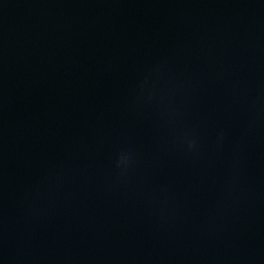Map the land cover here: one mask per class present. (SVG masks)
Wrapping results in <instances>:
<instances>
[{"label":"water","instance_id":"1","mask_svg":"<svg viewBox=\"0 0 264 264\" xmlns=\"http://www.w3.org/2000/svg\"><path fill=\"white\" fill-rule=\"evenodd\" d=\"M264 228V0H0V264H239Z\"/></svg>","mask_w":264,"mask_h":264}]
</instances>
